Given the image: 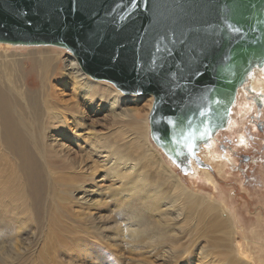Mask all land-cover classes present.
I'll list each match as a JSON object with an SVG mask.
<instances>
[{
    "label": "water",
    "instance_id": "1",
    "mask_svg": "<svg viewBox=\"0 0 264 264\" xmlns=\"http://www.w3.org/2000/svg\"><path fill=\"white\" fill-rule=\"evenodd\" d=\"M0 42L65 47L91 78L152 95L151 140L185 164L264 56V0H0Z\"/></svg>",
    "mask_w": 264,
    "mask_h": 264
},
{
    "label": "bare ground",
    "instance_id": "2",
    "mask_svg": "<svg viewBox=\"0 0 264 264\" xmlns=\"http://www.w3.org/2000/svg\"><path fill=\"white\" fill-rule=\"evenodd\" d=\"M3 45H10V43H0V48ZM64 48L51 45L50 48L32 49L27 53L0 50V225L4 219L8 220L9 223L13 221L16 224L18 220L24 223L27 218L29 219L31 217L30 207H33L35 196L38 193L37 184L40 177V174L38 175L40 168L42 166L47 168L53 167L51 174L57 172V168L54 167L55 165H45L47 161L52 162L58 157L61 163L68 168L75 169L76 164L79 167H83V160L74 154L65 153L61 150L60 154L57 153L59 151L58 149H60L57 147L59 141L57 139L48 141L47 134H39V140L36 144H27L26 142L23 128L24 123L31 124L32 126L36 123V127L40 129L47 128L56 130L58 128V130H62L63 132H70L71 129L68 121L70 120L73 127L84 128V125H82L84 116L79 117V111H75L77 114L75 119V114L72 110L73 107L77 110L78 104L70 105L61 103L58 94H56L48 80L57 78L63 80L65 84L73 85V94L77 97L75 100H81L83 111L86 105L93 102L96 98H99V101L102 102L110 101V93L114 92L115 94L111 96L113 100L109 104L112 120L119 126L126 119V114H123L120 108H114L118 102L117 95L122 92L109 81H106L108 84L106 90L109 93L100 91L98 84L105 80H96L84 73L76 57L71 52L63 58L62 51ZM63 59L65 61L64 65L62 64ZM25 64L34 65L39 71L42 88L40 93L38 91L32 93L28 89L26 85ZM33 69L35 70V68ZM90 79L94 80L93 83L95 84ZM44 89L47 91V96L52 98V101L41 102L38 99L44 97ZM37 93L40 95H35ZM132 96L135 97V95ZM135 100L137 101L138 99L135 98ZM147 101L149 102V109H151L153 97L150 95ZM63 105L69 107H58ZM258 105L264 106V56L256 59L250 68L247 69L243 83L237 87L235 98L224 126L227 127L231 124L229 128H232V126L239 124L237 120L234 121L235 118L233 116L236 107H238L235 110L236 114L240 113L242 115L244 112V116H247L254 112ZM66 115H68V120L65 118ZM139 117L141 116L139 115ZM127 122L130 123V128L133 132L127 134L125 130L118 128L115 135H112L113 139L111 141L109 138L105 142L98 141L96 135L91 132H87L86 136L82 134L91 141L92 148H98V150L103 149L106 152L104 158L107 160V163L112 161L108 166L111 172L109 175L113 177L114 181L117 180L120 183L118 190L123 191L121 208H126V200L133 204L130 209H139L140 212L141 209L143 210V216L141 214L137 218L131 217L129 221H123L122 225L124 226L125 235L130 238L131 243H136L138 247L146 245L152 250H150L151 254L155 253V249L158 248L160 251L154 257L156 256V259L160 258L166 264H177L179 261L185 262L189 259L191 260L193 257L207 264H217L219 256L213 251L214 247L218 245L219 241H229L233 237V234H237L235 222L230 217V211L224 206L222 200L218 202V199L211 195L194 194L179 180L175 172L169 168L170 163L175 164L174 161L151 140L147 115L143 118L144 130L133 119L128 118ZM219 133H221L220 129L214 131L205 139L198 141L194 152L197 157H203L207 162L214 164L213 166L216 168L218 175L224 172V166L228 165V163L235 162L232 154L227 152L222 154L223 150L218 149L217 141L220 136ZM130 134L131 138H127ZM125 135L126 137H124ZM35 139L32 137V140ZM244 140V136L239 133L238 141L245 144ZM86 146L88 145H84L83 147ZM83 147L80 148L84 149ZM34 151L36 152L35 155ZM134 152L137 162L131 157ZM161 153L168 157L169 163L164 161ZM94 155L97 156L98 154ZM189 157L191 156H184L183 161L189 164ZM147 164H152L153 167L148 169L149 165ZM117 165L119 168H116ZM90 167H93L90 170L94 172L88 173V178L90 181H93L95 170L98 167L94 164L90 165ZM165 170L171 176L168 180L172 183L171 187L158 175ZM196 174H198V171ZM81 176L75 172L73 178L77 179ZM198 176L204 178L206 182L215 188L216 182L211 172L203 169ZM102 178L104 179L105 175ZM72 185L73 182L70 181L68 185H65L67 189L62 190L60 198L63 203H68L67 194L73 196L74 190H71ZM78 189L80 190V186L77 183L75 191H79ZM112 192H114V189H112ZM72 208L74 209V207ZM25 212L26 215L27 212L29 213V217L24 215ZM71 213L69 212L67 214L70 217L72 216L73 219V226L69 229V234L75 237L74 245H80L81 242L78 243L79 240L87 242L86 239L92 236L91 227L86 226L85 223H92L94 218L84 215L79 208L72 210ZM144 213L149 214L154 222L157 220L162 225V228H150L149 221L144 217ZM183 217L189 222L202 219V222L207 224L210 236L212 233L215 234L212 245L202 247L203 249L198 246L193 248L192 245H199V240L204 237L203 235H198L197 228H194L196 231L191 230L186 232L183 237L180 235L179 237L173 230L171 231L170 229H173V226L171 227L168 222L171 221L173 222L172 224H175L182 220ZM75 221L79 222L77 223ZM6 229L7 227L0 230L3 235ZM85 233L88 234L84 236L86 237L84 240L83 235ZM253 233L255 239L264 240L262 238L263 236L257 232ZM185 240H188L189 243L183 244ZM211 241L212 239H210L209 243ZM254 243L260 244L256 241ZM225 255V264H237L236 260L228 257L229 255ZM240 257L239 259L241 260L242 258ZM258 261H260L259 258Z\"/></svg>",
    "mask_w": 264,
    "mask_h": 264
},
{
    "label": "rangeland",
    "instance_id": "3",
    "mask_svg": "<svg viewBox=\"0 0 264 264\" xmlns=\"http://www.w3.org/2000/svg\"><path fill=\"white\" fill-rule=\"evenodd\" d=\"M50 46L10 44L3 45L0 50L27 53L32 49L50 48ZM62 53L64 58L65 55H69L70 51L64 48ZM64 62L63 59V65L65 64ZM24 67L28 89L32 93L37 91L40 93L42 88L39 71L31 64H25ZM48 81L53 86L56 94H58L61 103L70 105L78 104L77 110L74 107L72 110L74 111L75 119L77 117L75 111H79V117L84 116L82 122L84 128L73 127L70 120L67 119L68 115L65 118L69 121L70 132H63L62 130H58V128L56 130L47 128L40 129L36 127V123L33 126L24 123L23 128L26 142L27 144H36L39 140V134H47L48 141L52 139L59 141L57 147L60 149H58L59 151L57 153L60 154L61 150L65 153L74 154L83 160V167H79L76 164L75 169L68 168L56 156V160L52 162L47 161L45 165H55L54 167L57 168V172L51 174L53 167L47 168L42 166L40 168L38 175L40 174L39 176L41 178L39 177L37 184L38 193L35 196L34 205L30 207L31 217L29 219L27 218L24 223L19 222V220L16 224L13 221L9 223L5 219L1 222L0 230L6 227L7 229L4 235L0 231V264H166L160 258L156 259V256L154 257L160 251L158 248L155 249V253L151 254V249L146 245L138 247L136 243H131L130 238L125 235L124 226L122 225L123 221H129L131 217L137 218L141 214L143 216V210L141 209L140 212L139 209H130L133 204L126 200V208H121L123 191L118 190L120 183L117 180L114 181L113 177L109 175L111 172L108 166L112 161L107 163V160L104 158L106 152L103 149L98 150V148H92L91 141L85 137L87 132H91L96 135L98 141L105 142L107 138L110 141L113 139L112 135H115L118 128L125 130L127 134L132 133L130 123L127 122L128 118L133 119L144 130L143 118L149 115L148 112L150 109L147 100L150 94L136 95L121 93L117 95L118 102L114 108H120L123 114H126V119L118 126L112 120L111 108L109 107L110 102L113 100L111 96L115 94L114 92L110 93V101L102 102L99 101V98H96L93 102L88 103L83 111L81 100H75L77 97L73 94V85L65 84L63 80L57 78H52ZM93 81L91 82L93 83ZM98 86L100 91L109 93L106 90L108 87L106 80L102 81ZM44 91V97L38 99L41 102L52 101V98L47 96V91L45 89ZM39 93L35 95H40ZM96 93L98 94V92ZM132 95H135V97ZM135 98L138 100L136 101ZM58 107L64 108L69 106L63 105ZM237 109L238 107L234 109V121L237 120L239 124L244 120L246 122L244 121L240 126L239 124L232 126V128H229L231 124L227 127L224 126L220 129V136L218 135V149L223 150L222 154L227 152L235 158V162L228 163V165L224 166L223 173L221 172L218 175L216 168L213 166L214 164L207 162L203 157H197L195 154L193 157H189V164L187 162H185L187 165L183 163H170L169 168L175 172L179 180L192 193H197V195H211L218 199V202L222 200L224 206L230 211V217L235 222L237 234H233V239L230 238L229 241H219L218 245L214 247L213 251L219 256L217 264H225V254V256L229 255L228 257L236 260L237 264H264V254H262L264 252V240L255 239L253 236V232H257L264 239V106L258 105L257 109L247 116H244V112H241L242 115L240 113L236 114L235 110ZM239 133L244 136L245 144L238 141ZM82 134H85V136ZM32 137L37 139L32 140ZM127 138H131V134ZM28 139L29 141H27ZM84 145L88 146L83 147ZM35 154L36 152L34 151ZM94 154L98 155L96 156ZM134 155L135 152L134 154L132 153L131 157L137 162ZM114 156L116 157V155ZM162 156L164 161L169 163L168 157L163 154ZM194 158H198V163ZM92 164L98 168L95 170L94 180L90 181L88 173L94 172L90 170L93 168L90 167ZM147 165H149L148 169L153 167L152 164ZM103 167L104 169H102ZM116 168H119V166L117 165ZM203 169L208 170L214 176L216 182L215 188L206 182L204 178L198 176ZM197 171L198 174H196ZM75 172L82 176L77 179L73 178ZM103 175H105V178L101 179ZM158 175L162 180L167 182L168 186H172V183L168 181L171 178L169 172L165 170ZM6 176L8 177V175ZM63 178L64 180H62ZM70 181L73 182L71 189L74 190L73 196L67 194L68 203H63L60 198L62 190L67 189L65 185H68ZM77 183L80 186L79 191H75ZM112 189H114V192H112ZM72 207L74 209L79 208L84 215L94 218L92 223H85L86 226L91 227L90 230L93 237L91 236V239H86L84 236H87L86 234L88 233H85L83 239H86L87 242L79 240L78 243L81 242L80 245H74L75 237L69 234V229L73 226V219L72 216L70 217L67 214L74 210ZM28 214V212L27 215L26 212L24 213V215L29 217ZM144 217L149 221L150 228H162V225L157 220L154 222L149 214L144 213ZM75 222L78 223L79 221ZM188 222L183 217L182 220L175 224H172L173 222L171 221L168 223L171 227L173 226V229L170 230H173V232L181 237L186 232L197 228L198 235H203L204 237L199 238V245H192L193 248L197 246L199 248L209 247L207 245H212L215 234L212 233L210 236L207 224L203 223L202 219ZM210 239H212L211 243H209ZM254 241L259 242L261 245L254 243ZM184 243L188 244L189 241L185 240ZM230 254H233V257ZM239 257L242 259L240 260ZM258 258L260 261H258ZM182 263L207 264L204 261L196 260L195 257L185 262L179 261L177 264Z\"/></svg>",
    "mask_w": 264,
    "mask_h": 264
},
{
    "label": "snow or ice",
    "instance_id": "4",
    "mask_svg": "<svg viewBox=\"0 0 264 264\" xmlns=\"http://www.w3.org/2000/svg\"><path fill=\"white\" fill-rule=\"evenodd\" d=\"M201 115H204V113L203 112H201L200 113ZM169 123H172L171 121H169ZM203 138V137H202ZM210 138V137H209ZM182 139H186V137H182ZM188 147H191L190 145H187ZM177 155H180V153L179 152H177Z\"/></svg>",
    "mask_w": 264,
    "mask_h": 264
}]
</instances>
